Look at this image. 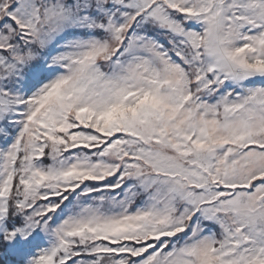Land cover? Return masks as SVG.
<instances>
[{"label":"snow or ice","instance_id":"6c2138e0","mask_svg":"<svg viewBox=\"0 0 264 264\" xmlns=\"http://www.w3.org/2000/svg\"><path fill=\"white\" fill-rule=\"evenodd\" d=\"M0 249L264 264V0H0Z\"/></svg>","mask_w":264,"mask_h":264},{"label":"rangeland","instance_id":"374dc122","mask_svg":"<svg viewBox=\"0 0 264 264\" xmlns=\"http://www.w3.org/2000/svg\"><path fill=\"white\" fill-rule=\"evenodd\" d=\"M0 260H2L4 264H14L15 257L7 254L3 249H0Z\"/></svg>","mask_w":264,"mask_h":264},{"label":"trees","instance_id":"16d2710c","mask_svg":"<svg viewBox=\"0 0 264 264\" xmlns=\"http://www.w3.org/2000/svg\"><path fill=\"white\" fill-rule=\"evenodd\" d=\"M5 262V261H4ZM0 264H4L2 260H0Z\"/></svg>","mask_w":264,"mask_h":264}]
</instances>
